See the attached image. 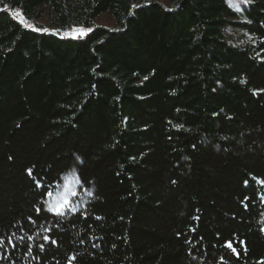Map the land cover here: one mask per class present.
Masks as SVG:
<instances>
[{
    "label": "trees",
    "instance_id": "16d2710c",
    "mask_svg": "<svg viewBox=\"0 0 264 264\" xmlns=\"http://www.w3.org/2000/svg\"><path fill=\"white\" fill-rule=\"evenodd\" d=\"M259 181L264 0H0V264H264Z\"/></svg>",
    "mask_w": 264,
    "mask_h": 264
},
{
    "label": "rangeland",
    "instance_id": "374dc122",
    "mask_svg": "<svg viewBox=\"0 0 264 264\" xmlns=\"http://www.w3.org/2000/svg\"><path fill=\"white\" fill-rule=\"evenodd\" d=\"M155 1H158L165 6L168 3V0H155ZM40 22L47 23V20L43 19ZM97 23L98 25L105 27L114 26L113 21L108 14L102 15ZM68 32H72V30ZM74 192L76 193V195H73ZM85 192H86L85 189L82 190L76 172L74 171V169H71L64 175L63 184L61 185V187L56 189L51 197L48 196L46 200V208L49 210L50 206L54 205L57 200H61L62 196L66 197L69 201L75 204L76 207H79L83 204L84 194H86Z\"/></svg>",
    "mask_w": 264,
    "mask_h": 264
},
{
    "label": "snow or ice",
    "instance_id": "6c2138e0",
    "mask_svg": "<svg viewBox=\"0 0 264 264\" xmlns=\"http://www.w3.org/2000/svg\"><path fill=\"white\" fill-rule=\"evenodd\" d=\"M245 3L248 2V0H244ZM133 7H136L135 5H133ZM13 16L14 17H20V23L24 24L25 27H30L33 28L34 26L29 24L22 16L21 13L19 12H13ZM37 31H40V29H34ZM43 31L47 32L48 29H43ZM91 31V29H84V28H75L72 30V32H66L64 33L65 36H72L73 38H77V37H83L85 35H87V33ZM30 171V170H29ZM259 183L264 184V181H259ZM245 184H247V181H245ZM38 187H43V185L41 184H37ZM47 195L49 197H51L53 195L52 192H48ZM73 195H76V193L74 192ZM62 200V202H61ZM61 200H57L56 203L52 206H50L49 210L54 212L56 215L60 216V215H64L66 213V211H74L75 210V204H73L71 201H69L66 197H61ZM262 223H264V221H262ZM264 230V229H262ZM46 239H48V237H46ZM53 243H55V241H53ZM225 247L230 248L233 252L236 251L235 248L232 247V242L231 241H226L225 242ZM72 259L74 260L75 257H72Z\"/></svg>",
    "mask_w": 264,
    "mask_h": 264
}]
</instances>
